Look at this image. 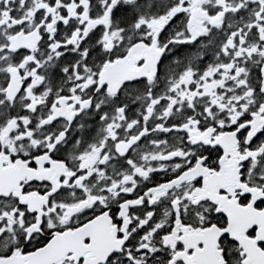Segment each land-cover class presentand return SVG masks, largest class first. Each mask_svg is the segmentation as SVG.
Instances as JSON below:
<instances>
[{"label":"snow or ice","instance_id":"obj_1","mask_svg":"<svg viewBox=\"0 0 264 264\" xmlns=\"http://www.w3.org/2000/svg\"><path fill=\"white\" fill-rule=\"evenodd\" d=\"M0 264H264V0H0Z\"/></svg>","mask_w":264,"mask_h":264}]
</instances>
